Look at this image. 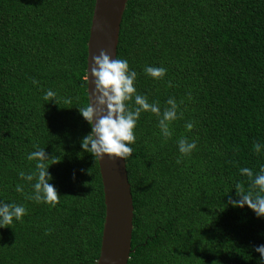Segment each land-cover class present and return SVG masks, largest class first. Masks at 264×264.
I'll list each match as a JSON object with an SVG mask.
<instances>
[{
    "label": "trees",
    "instance_id": "16d2710c",
    "mask_svg": "<svg viewBox=\"0 0 264 264\" xmlns=\"http://www.w3.org/2000/svg\"><path fill=\"white\" fill-rule=\"evenodd\" d=\"M93 1L0 0V202L28 210L0 227V264L98 257L102 187L96 158L82 148L91 128L79 111ZM116 57L136 71L138 94L161 112L174 98L183 114L165 139L159 118L141 112L134 152L123 158L132 204L126 264H264L255 250L264 216L230 202L241 199L238 184L259 191L240 169L254 179L264 166V0H126ZM146 66L167 73L154 79ZM49 89L58 103L44 101ZM182 137L197 143L190 156H181ZM38 148L50 157L55 206L28 199L36 181L19 175L36 170L27 157Z\"/></svg>",
    "mask_w": 264,
    "mask_h": 264
},
{
    "label": "clouds",
    "instance_id": "9594fccd",
    "mask_svg": "<svg viewBox=\"0 0 264 264\" xmlns=\"http://www.w3.org/2000/svg\"><path fill=\"white\" fill-rule=\"evenodd\" d=\"M93 64L91 67V75L95 78V89L93 95L95 103L91 98L86 106L80 107L79 111L91 126V132L82 140V148L93 154L95 158L101 159L105 154L111 157H119L127 160L132 156L134 149L131 145L136 142L135 128L143 111H150L159 118V128L165 139L171 138L172 130L170 125L173 121L182 118V112H179V105L174 98L167 100L168 107L163 109L159 103H149L147 96L137 93L134 82L137 79V73L130 70L129 63L126 59H112L106 50H101L99 55L92 57ZM144 71L154 79H163L167 73L164 67L146 66ZM37 84L36 80L32 81ZM57 93L51 89L47 90L43 96L44 101L55 99L57 102ZM189 98H191L189 94ZM134 99L136 107L130 106V102ZM183 103V101H181ZM188 131L194 127V122H188L185 125ZM181 156H190L196 149L195 140L191 142L187 137H182L178 141ZM255 151L259 153L262 145L254 143ZM27 159L29 161L36 160V170L25 174L23 171L19 173L20 177L26 181L36 182L33 184L34 192L28 199L37 203H48L55 206L59 203L60 195L54 185L49 181L53 179L48 171L49 165L47 161L50 159L44 148L31 152ZM58 161H54L56 163ZM181 160L178 159L177 163ZM51 163V164H53ZM252 180L253 187H258L259 191L244 192L241 185H237V195L241 197L239 200L230 201L234 206L243 207L245 204L251 208L257 216H264V166L260 168L259 174L255 175L252 169L244 167L240 169ZM17 192H23L21 185L16 186ZM27 208L24 205L16 203L0 202V227H10L14 221H21L27 214ZM50 231V230H46ZM264 259V245H260L255 249Z\"/></svg>",
    "mask_w": 264,
    "mask_h": 264
},
{
    "label": "water",
    "instance_id": "95a60500",
    "mask_svg": "<svg viewBox=\"0 0 264 264\" xmlns=\"http://www.w3.org/2000/svg\"><path fill=\"white\" fill-rule=\"evenodd\" d=\"M126 0H94L86 41L87 104L93 91L92 57L106 50L115 59L119 22ZM91 128V126H90ZM101 181L104 216L95 264H126L130 252L132 204L124 159L105 154L96 158Z\"/></svg>",
    "mask_w": 264,
    "mask_h": 264
}]
</instances>
